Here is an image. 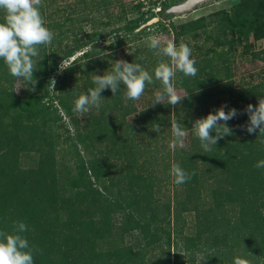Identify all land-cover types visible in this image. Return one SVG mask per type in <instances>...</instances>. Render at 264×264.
Returning a JSON list of instances; mask_svg holds the SVG:
<instances>
[{
    "label": "trees",
    "instance_id": "16d2710c",
    "mask_svg": "<svg viewBox=\"0 0 264 264\" xmlns=\"http://www.w3.org/2000/svg\"><path fill=\"white\" fill-rule=\"evenodd\" d=\"M90 1L93 10L122 7L121 0ZM176 1L149 3L161 11ZM53 2L42 0L41 15ZM43 17L48 28L58 31L33 58L36 83L12 77L0 60V230L11 234L15 221L25 223L29 230L23 235L41 249L34 264H199L201 257L200 264H230L234 256L245 258L246 253H251L250 264H264V169L255 167L264 159L260 143L264 137L258 130L250 134L243 128L248 123L244 109L249 103L256 105L257 95L264 91V76L255 82L239 80L238 87L230 68L237 56L264 64V47H253L264 37V0H237L230 8L177 26L169 22L172 40L187 44L196 61L195 77L177 72L175 80L176 88L188 92L189 98L176 106L150 105L130 121L125 117L134 107L125 98L123 85L115 96L104 90L101 108L87 112L74 111L73 90L94 87L96 65L111 69L106 55L90 49L97 46L94 41L119 30L120 37L108 48L130 40L144 29H137L146 20L142 13L111 30H92L82 40L72 32L66 37L71 26L61 30L62 21H51L49 14ZM122 19L119 14L98 23L103 28ZM79 51L59 70L53 84L51 74L59 62ZM140 52L144 57L136 63L151 74L159 57L149 48ZM16 79L28 88L26 93L12 91ZM161 89L159 81L145 87L153 93ZM222 105L225 111L232 107L239 113L227 122L233 134L205 152L192 121ZM62 115L69 121L65 125ZM173 122L194 134L184 148L173 152L171 161H161L160 171L154 170L158 164L147 146L155 148L159 135L151 128L163 125L159 137H169L172 143ZM143 138L149 140L139 143ZM173 164L195 174L177 185L170 175ZM161 180L177 185L172 204L159 198ZM187 211L196 216L193 230L181 222L180 213ZM171 245L174 252L169 254ZM232 248L238 252L230 253Z\"/></svg>",
    "mask_w": 264,
    "mask_h": 264
},
{
    "label": "clouds",
    "instance_id": "9594fccd",
    "mask_svg": "<svg viewBox=\"0 0 264 264\" xmlns=\"http://www.w3.org/2000/svg\"><path fill=\"white\" fill-rule=\"evenodd\" d=\"M41 6L42 0H0V12L3 13L0 19V60L12 77L22 78L28 85L36 83L33 73L38 67L33 58L40 56V46L51 44L54 38L41 15ZM149 47L160 58L151 74L140 64L116 59L112 61L110 70L104 71L102 75L92 74L94 87L86 92L73 90L74 111L87 112L93 107L99 110L102 106V92L110 89L112 96H115L121 85L125 88L126 99L138 100L144 94L146 84L155 81L161 83L162 89L155 92L151 106L157 103L176 106L182 99L189 98L186 91L182 95L178 94L175 86L177 72L185 77H195L198 73L189 46L183 42L177 45L173 40L153 36L149 38ZM225 107L226 105H222L214 112L192 121L191 128L205 152H211L219 140L233 134L227 122L236 118L239 113L232 107L225 111ZM244 112L248 116V123L243 128L250 134L257 133L258 130L264 137V91L257 95L256 105L247 104ZM171 128L174 142L184 148L187 133L181 123L173 122ZM151 130L159 133L161 125L155 123ZM260 143L264 144V139ZM255 167L264 169V159L257 161ZM194 174L186 172L178 164H173L170 169V175L174 177L177 185L186 183ZM12 228L11 234L0 230V264H34V255L40 253L41 249L30 245L23 235L29 230L28 226L21 221H15ZM203 259L201 257L200 261ZM230 264H249V261L236 255Z\"/></svg>",
    "mask_w": 264,
    "mask_h": 264
},
{
    "label": "rangeland",
    "instance_id": "374dc122",
    "mask_svg": "<svg viewBox=\"0 0 264 264\" xmlns=\"http://www.w3.org/2000/svg\"><path fill=\"white\" fill-rule=\"evenodd\" d=\"M235 2H237V0H206L197 4L195 8H191L190 10H187L185 12L166 14L164 13V9L161 11H157L158 7L150 5L149 0H121L122 7L110 5L106 12L103 11L102 8H99V10H93L94 8L90 5L93 2L91 3L90 0H85V2L83 3H79L77 2V0H54L53 5L47 8L44 12H42V16L49 14V18L51 21L52 20L54 22L62 21L63 26L60 27L61 30H66V28L71 26L70 29H67L65 31L66 37L69 38L71 36L70 33L72 32L75 34L76 38H79L81 40L84 38V35L86 33L92 30H96L99 32L102 29L104 31L111 30V28H114L117 25L118 26L121 25L122 22L125 21L126 19L138 17L140 13H142V17H144L146 20L153 18V16H156L157 19L153 20L149 24H145L144 26L139 25L137 29L144 27L143 31L140 32L139 34L134 35V37H132L130 40H125L124 43L119 46L113 48L107 47L110 41L112 42V40L120 37L122 32L121 30L115 33H110L108 35H105L101 40L94 41L95 44H97V46L90 48L92 50L93 49L96 50L99 53L97 55L100 54L106 55L107 62L112 63V61L116 59H124L126 61H130L131 63L137 64L136 60L142 59V57H144L142 56L140 50L149 48V50L152 51V54L154 53L153 50L149 47L150 37L155 36L160 39L172 40V32L168 25L169 22L177 26L179 23L183 21L210 13L214 10L220 8H230L231 6H233ZM119 14H122L123 19L120 22L118 21V23H109L107 26H104L103 28H101V26L98 23V22L106 21L108 17L118 16ZM44 20H46L45 17ZM146 20H141L140 23H143ZM49 29L52 31L53 34H56L58 31L55 28L53 29L49 28ZM137 29H134L133 31H136ZM248 40H251L250 36L248 37ZM261 44L264 45V41L261 42L260 39L254 41L253 43L254 49L263 48ZM100 49L102 51H99ZM239 49L240 48H238V50ZM78 53H80V51L74 53L72 56L68 58L62 59L59 62L57 70L51 74V81L56 79L59 70ZM233 60L234 61L230 65V68L232 72V79L235 82L236 86L238 87L241 86L239 80L255 82L259 78H262L264 76V72L260 71V69H262V67L264 66V64L261 61L257 59L250 60L247 56H240V57L237 56ZM94 70H96V72H98L99 75L104 73V70L101 69L99 65H96ZM31 90H33V87L31 88ZM12 91L17 94H24L28 91V88L19 79H16L12 83ZM155 91L157 92V90ZM176 91L178 94H182V90L176 88ZM154 93L153 91H149V92L144 91V94L138 100H134V101L128 100L130 104L134 107V111L128 114L125 117V120L130 121L134 118H137L142 109L149 107L154 101ZM128 101L124 100L123 103L125 104ZM60 120L61 123H63L64 125L67 124V122H69L64 115L61 116ZM143 120H144V116L143 119H139L135 123L137 125H140L142 124ZM62 129H63L62 127L57 128V130L60 133L62 132ZM68 131L69 134H72L71 128L70 130L68 129ZM160 131H161L160 133L164 131L163 125H161ZM160 133H157V135L160 136ZM186 133L187 136L184 140V143L188 142L189 137L194 134L191 133L190 135L188 132ZM63 136H65V133H62V137ZM159 136L155 137V142L158 143L155 144L156 146L155 148L152 147L153 144L151 143L150 145L147 146L148 147L147 152L149 151L150 155L155 158L158 164L154 166V170H158V171H160L161 161H165V160L171 161L173 152L180 148V146L177 143L175 142L171 143L168 140L169 137L160 138ZM148 140L149 138L138 139L139 143L141 144H145V142ZM115 165H118V163L116 162ZM157 186H158L157 189L159 190L158 192L160 195L159 197L160 200L168 199L169 202L172 204V200L175 195V189H177V185L173 186L169 181L165 182V180H161L159 181ZM180 214L182 218L181 222L184 221V223L188 227V230H193L194 228L193 223L196 220L195 213H193L192 211H187V212H182ZM229 249L230 248H228L227 250ZM172 252H174V248L171 245L169 247V254H171ZM237 252L238 251L235 250V248H232L230 251V253H234V254H236ZM155 254H158V250L155 252ZM245 256H246L245 258L249 261L250 264L251 261L249 260V258L251 256V253L249 254L246 253ZM193 257L197 258L196 253L193 254Z\"/></svg>",
    "mask_w": 264,
    "mask_h": 264
},
{
    "label": "water",
    "instance_id": "95a60500",
    "mask_svg": "<svg viewBox=\"0 0 264 264\" xmlns=\"http://www.w3.org/2000/svg\"><path fill=\"white\" fill-rule=\"evenodd\" d=\"M203 1L206 0H180L175 3H172L168 5L166 8H164V13H180V12H185L187 10H190L191 8H195V6ZM152 19V20H151ZM148 19L144 21L143 23L140 24V26H144L145 24H149L153 20H156L157 17L153 16V18Z\"/></svg>",
    "mask_w": 264,
    "mask_h": 264
},
{
    "label": "crops",
    "instance_id": "0c3cea01",
    "mask_svg": "<svg viewBox=\"0 0 264 264\" xmlns=\"http://www.w3.org/2000/svg\"><path fill=\"white\" fill-rule=\"evenodd\" d=\"M260 40H261V42L264 41V37H262ZM261 45L264 47L263 44H261ZM248 61H249V60H248ZM179 90H181V89H179ZM181 95H182V94H181Z\"/></svg>",
    "mask_w": 264,
    "mask_h": 264
},
{
    "label": "built area",
    "instance_id": "2783aa9c",
    "mask_svg": "<svg viewBox=\"0 0 264 264\" xmlns=\"http://www.w3.org/2000/svg\"><path fill=\"white\" fill-rule=\"evenodd\" d=\"M156 11V10H155Z\"/></svg>",
    "mask_w": 264,
    "mask_h": 264
}]
</instances>
